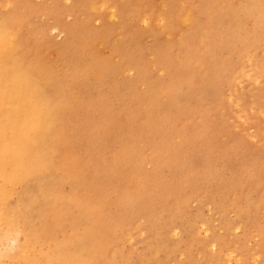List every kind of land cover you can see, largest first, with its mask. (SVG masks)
<instances>
[{
	"label": "bare ground",
	"instance_id": "1",
	"mask_svg": "<svg viewBox=\"0 0 264 264\" xmlns=\"http://www.w3.org/2000/svg\"><path fill=\"white\" fill-rule=\"evenodd\" d=\"M63 1L70 0H51L50 12L55 16V24L50 23L47 24V27L39 28L40 33H46L48 29L52 33L58 32L62 35L61 37H64L60 42L53 37H45V35H41L39 40L35 41V36L31 31L26 32L23 29L25 22L22 15H27L32 11L29 0H13L14 5L19 7L8 12L10 19L19 18L21 20V26L18 28V52L8 61V68L11 70L14 66L17 73L30 78L32 85L29 94L20 100L18 110H13L17 130L22 144L30 154L36 155L39 152L46 156L49 163L53 161L55 163L47 174L38 179H30L25 174L18 177L15 184H10L7 190L0 189V202L14 200L23 192L22 201L16 200V219L12 220L8 215L0 217V249H11L13 239H17V247H19L23 239L27 238L30 242V256L41 260L46 259L48 254L59 249L65 255L70 251L74 252L75 255L69 258L82 259L88 261L89 264H136L138 261L158 264L165 257L171 258L172 256L169 254L176 246L169 243L161 244L158 238L146 240L141 236L143 245L146 246L145 251L142 252L134 241L139 234L144 235L150 228L153 229V235L161 237L157 223L152 224L156 217L163 213V211L158 213L163 204L157 199L161 188L150 185L148 177L144 176L142 168H144L145 158H141V155L145 146L141 144V139L135 129L133 132L126 131L124 133L126 137L116 144L106 138L108 134L105 135L101 126L108 121L107 111L105 112L107 100L101 95L103 91L99 89V81L106 78L105 75H119L124 70H127L126 73L134 72L135 77L132 80L125 79L123 83L116 82L111 86V93L118 96L120 87L126 86L132 93L124 96V101L135 99L133 100L135 103L146 100L151 103L152 114L148 122L137 120L140 109L134 103L129 114V117H132L130 123L135 127L151 130L152 133L159 132L161 144L172 151L177 150L179 146V144H170L168 140L170 130L173 128L171 127L172 123L178 121V117L185 119V125H181L179 129H177L178 126H175L171 131L173 136L179 134L183 141L191 129L188 122L194 120L197 124L192 117L193 99L198 101L202 97L215 95L219 82L215 80L214 84L208 85V75L211 69L207 65L206 68L201 64L192 63L191 47L180 50L184 56L180 66L173 62L172 53L167 54L164 58H161L160 54L156 59L153 58L156 64H162L165 68V71H160L165 73V76L160 80H153L145 63L137 60V51L129 38L122 39L115 44L117 52L122 56H128L129 60L123 62L122 65L121 62L116 61L113 67L111 59H99L100 51L95 48L96 41L104 40L107 37V29L98 30L89 27L86 20L81 19L80 0H75L67 7L61 5ZM146 1L148 0H141V2ZM175 2L176 0H159L162 13L159 14L157 25L169 39H173L175 35V21L178 19L174 11ZM117 5L118 3L112 5H105V2L100 3V7L108 9V14L111 17H117L118 9H114ZM204 7H208V5ZM245 7L241 17H251L253 7L258 10L255 23L258 29L255 33L253 49L259 50L264 47V3L262 0H247ZM21 8L26 10L22 15ZM124 8L123 5L119 9L121 19L119 28L121 29L127 23ZM198 9L199 5H192V9L182 16L186 32L177 37L182 41V45L186 46L188 43L191 45L198 37H203V41L208 39L222 42L231 39L233 33L230 30L237 16L229 18L230 15L227 14L220 23L221 27L216 28L215 24L208 22V17L200 16ZM4 14L0 15V19H3ZM63 14L73 15L74 18L71 17L72 21H65L62 19ZM148 18L147 13L141 15V19L145 22L148 21ZM206 25L209 26L205 27ZM43 47L56 50L59 53L55 58L50 57ZM128 53H131V56ZM211 62L215 63L214 54ZM226 66H231V64H222L218 75L222 74ZM245 66L242 64L236 68L239 69L240 74L242 73L241 76L248 77L247 69L246 73L242 72ZM249 66L254 69L253 64H249ZM100 68L103 70L102 73L99 72ZM5 70V59L0 56V91L3 89ZM178 70H181L180 74ZM106 71H109V74H104ZM238 76L240 75H236V77ZM262 78L264 79L263 75ZM258 84L257 89L253 94H250L255 98L256 92L264 94L262 81ZM94 85L98 89L93 90ZM138 85L145 86V89H142L140 93L135 92L138 90ZM41 94L45 95L47 106L39 110L34 107L33 101L39 100ZM93 95L94 97H91ZM109 103L111 102L109 101ZM164 111L165 116L161 117L160 114ZM199 118H201L199 121L201 126L203 117ZM29 132H31L30 136ZM128 135L132 136V139ZM150 148L151 150L148 148L150 150L148 153L151 156L149 162L155 166L152 167L154 170L160 169L159 165L156 168V149L155 147ZM108 150L113 153L110 155L108 153L110 157H105L104 153ZM132 164L139 166V171L142 174L140 185L143 189L148 190L146 186L156 187L148 190L149 194L146 199L128 189L121 182L122 176L120 177V175L127 173ZM179 168L183 179L181 180L180 203H178L179 210L187 204L189 197L197 199L199 195L215 191L217 188L216 193L221 194L213 193H215V199H219V195H225L238 187L234 186V183L216 184L213 182L212 176L204 177L202 167L201 179L204 177L209 185L203 186L199 181L196 190L192 189L193 192L189 187L192 167L183 161ZM2 184L3 181H0V185ZM242 188L245 189V187ZM168 189L167 200L171 201L178 193L173 186H168ZM143 193L148 192L144 191ZM152 198L157 201L152 202ZM198 198L200 199V196ZM185 201L187 202L184 204ZM210 204L212 205L209 202ZM244 209L246 210V208ZM239 222L241 225L243 224L241 221ZM240 224L238 226H241ZM202 225L205 226V223ZM203 226L201 227L203 228ZM238 226L235 228L238 229ZM167 227L173 234H179L178 230L182 231L183 229L174 223V218L168 222ZM206 228L203 230L206 231ZM18 230L23 233L22 237L16 236ZM260 231L264 233L263 228ZM218 243L217 239H208L207 245L210 246L207 249L217 246ZM230 253L233 254V251ZM229 255L231 256V254ZM259 255L255 257L260 258ZM255 257L253 255V258ZM179 261L181 262V260Z\"/></svg>",
	"mask_w": 264,
	"mask_h": 264
},
{
	"label": "rangeland",
	"instance_id": "2",
	"mask_svg": "<svg viewBox=\"0 0 264 264\" xmlns=\"http://www.w3.org/2000/svg\"><path fill=\"white\" fill-rule=\"evenodd\" d=\"M74 1H63L61 5L67 7ZM101 2H105V5L118 3L117 7L114 8L115 10L118 9L117 17L109 16L108 9L103 6L100 7ZM9 3L14 4L13 0H0V15L14 9L8 10L5 8ZM29 3L32 5V11L28 12L27 15H22L23 11H26L24 8L20 9L25 22L23 29L26 32L31 31L32 35L35 36V41H38L41 35L48 38L53 37L59 42L63 40L64 37H61L62 35L58 32L52 33L49 29L46 33L39 32L41 26L47 27V24H55V16L50 12L51 0H29ZM123 5L125 6L124 14L127 23L121 29L119 28L121 22L119 9ZM192 5H199L200 16L202 18L208 17V22L215 24L216 28L221 27L220 23L227 14L230 15L229 18L237 16L230 30L233 33L231 39L222 42L208 39L203 41V37H198L193 44L182 45V41L177 38L181 33L186 32L182 16L189 12V9H192ZM205 5H208V7H204ZM246 5L247 0H176L174 11L178 19L175 21V35L173 39H169L166 38L165 33L161 32V28L157 25L159 14L162 13L159 0H148L146 2H141V0H80L81 19L84 18L89 27L98 30L107 29L108 31V35L104 40L96 41L97 46L95 48L100 51L99 59H111L113 67L116 61L121 62V65L123 62H127L129 60L128 56L120 55L115 48V44L122 39L129 38L134 43L133 46L137 51V60L145 63L153 80H160L165 76V73L163 74L160 71H165V68L162 64H156L153 58L156 59L158 54L161 58H164L167 54L172 53L173 62L175 65L180 66L181 61L184 60L180 50L191 47L190 52H193L191 56L192 63L201 64L203 67L207 65L211 69L208 75V85L214 84L215 80L219 82L215 95L202 97L198 101L193 99L192 117L197 124L194 120L188 122L191 129L187 132L183 141L179 134L173 136L171 131L175 126H178L177 129H179L181 125H185V119L178 117V121L172 123L171 127L173 128L170 130L168 140L170 144H179L178 149L172 151L161 144L159 132L152 133L151 130L135 127L130 123L132 117H129V114L134 106L135 101L133 100L135 99L124 101V96L132 93L128 87H120V95L118 96L111 93V86L116 82L123 83L125 79L127 81L132 80L135 77L134 72L126 73L127 70H124L119 75H105L106 78L99 81V89L103 91L101 95L107 100L105 112L107 111L108 121L101 126L105 135L108 134L106 138L116 144L126 137L124 134L126 131L133 132L135 129L141 139V144L145 146L141 155V158H145L144 166L142 165L144 176L148 177L150 185L161 188V192L157 194V199L163 204L158 213H161V211L163 213L159 214L152 223L154 225L157 223L158 228H160L158 231H161L159 233L161 237L153 235V229L149 227L150 229H147L144 235L139 234L137 240L134 241L142 252L145 251L146 246L143 245L141 236L146 240L158 238L161 244L169 243L176 246L169 254L172 257H165L158 264H170V261H172V264H212L214 261H216L215 264H264V233L260 231L263 228L264 232V94L256 92V98L250 95L257 89L256 87L260 81H262L264 87V79L262 78V75L264 76V47L259 50L253 49V42L256 38L255 33L258 29L255 24L258 10L253 7L251 17H241ZM143 13L149 15L146 22L141 19ZM71 17L74 18L73 15H62V19L65 21H72L73 18ZM43 50L53 58L59 53L56 50L44 47ZM128 54L131 56V53ZM213 54L215 63L211 62ZM244 60L245 63H243ZM222 64H231V66H226L222 74L218 75ZM242 64L246 65L242 72L247 69L249 72L248 77L246 75L241 76L242 73L240 74L239 69L236 68V66ZM249 64H253L254 69H251ZM99 72L102 73L103 70L100 68ZM105 73L109 74V71ZM178 73L180 74L181 70H178ZM251 73L252 75H249ZM236 75L240 76L236 77ZM138 86V90L135 92L140 93L142 89H145L144 85H142L143 87ZM92 88L93 90L98 89L95 85ZM91 97H94V95ZM135 105L140 109L137 120L148 122L152 114L150 110L151 103L146 100L138 101ZM165 111L167 112L168 109ZM165 111L161 112V117L165 116ZM200 116L203 117V125L201 126L199 125ZM128 137L132 139V136L128 135ZM150 147L156 149V168L159 165L160 169L154 170L152 167L155 166L149 162L151 159L148 153L151 150ZM108 153L110 155L113 151H106L104 156L107 157ZM183 161H186L192 167L191 176L193 178L189 177L191 190H196L199 181L203 186H208L207 180L204 179L206 176H212L213 182H216V184L229 185L234 183V186L237 185L238 187L232 192L225 193V195H222L223 197L219 195V199H215L217 188L214 189L215 191L199 195L200 199L199 196L197 199L196 197L191 199L189 197L188 202H184V204L186 202L187 204L180 211L178 203H180L181 180L183 179L181 178L182 172L179 166ZM202 167L204 170L203 179H201ZM121 176L123 185L137 195L142 196V198L146 199L149 194L148 190L156 188L146 186L148 190H145L141 187L140 178L142 174L139 171L138 164H132L127 173H123ZM168 186H173L178 190H175L178 194L172 198V203L167 200ZM242 187H245V189ZM144 191L148 193H143ZM260 193H262L261 197ZM156 201L152 198V202ZM160 202H157V204H160ZM209 202L212 205H209ZM217 209L222 210L218 211ZM173 218L174 223L183 228H181L182 231L178 230L179 234L170 233V228L167 227L168 222ZM187 221L189 222L187 223ZM239 221L243 224L241 225ZM185 222L186 224H184ZM204 223L205 226L202 225ZM237 223L241 226H238ZM237 226L238 229L235 228ZM205 227H207L206 231L203 230ZM208 239H217L219 243L217 246H211L210 249H207L210 246L207 245ZM169 248H172V246H169ZM232 251L233 254L230 253ZM181 253L183 254L180 255ZM253 255L254 257L259 255L260 258L255 257L256 260ZM138 262L136 264H148L145 261Z\"/></svg>",
	"mask_w": 264,
	"mask_h": 264
},
{
	"label": "snow or ice",
	"instance_id": "3",
	"mask_svg": "<svg viewBox=\"0 0 264 264\" xmlns=\"http://www.w3.org/2000/svg\"><path fill=\"white\" fill-rule=\"evenodd\" d=\"M264 3V0H262ZM19 7L7 4L10 10ZM21 26L19 18L10 19L7 11L3 19H0V56L5 59L6 70L3 75V89L0 91V189L7 190L10 184H15L18 177L27 174L30 179H38L47 174L55 161L49 163L45 155L39 152L30 154L25 145L22 144L17 130L13 110L19 108L20 100L29 94L32 85L30 78L17 73L14 66L8 68V61L17 55L18 28ZM35 108L42 110L47 106L45 95L41 94L39 100L33 101ZM31 135V132L28 133ZM38 146V142H37ZM23 199V192L14 200L0 202V217L8 215L10 219H16V200ZM17 237H22L21 231L16 232ZM17 239L12 240L11 249H0V264H89L88 261L76 258L74 252L67 255L59 249L47 255L46 259L31 257L29 253L30 242L24 238L19 247Z\"/></svg>",
	"mask_w": 264,
	"mask_h": 264
}]
</instances>
